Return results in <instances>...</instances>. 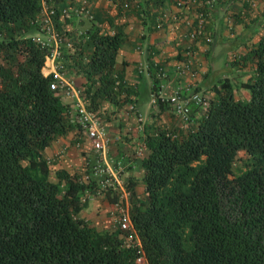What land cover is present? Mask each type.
<instances>
[{
    "label": "trees",
    "instance_id": "obj_1",
    "mask_svg": "<svg viewBox=\"0 0 264 264\" xmlns=\"http://www.w3.org/2000/svg\"><path fill=\"white\" fill-rule=\"evenodd\" d=\"M108 1L116 15L137 17L141 38L183 11L165 12L164 5L172 6L173 0ZM197 1L201 6L195 8L207 18L204 35L196 40L210 37L203 48L208 57L216 26L211 22L213 0ZM80 5L86 4L79 3L76 12ZM52 8L62 38L57 62L82 78L75 89L86 111L109 119L121 107L139 109L140 91L153 97L148 103L152 120L140 134V173L128 176L125 184L129 219L147 263L264 264V17L262 34L237 60H250V76L242 82L224 77L213 85L216 101L208 102L194 127L183 131L155 125L153 107L157 113L167 109L158 95L159 81L173 73L165 69L167 64L147 58L137 71L140 83H128L123 62L115 65L124 40L115 17L93 11L89 17L75 8L62 12L55 1ZM39 10L40 0H0V264H133L135 237L112 222L115 211L107 212L110 225L105 230L80 215L91 196L116 208L120 192L97 184L88 162L71 173L51 172L44 157L55 137L82 126L77 115L69 117L53 73L41 70L50 48L31 34ZM79 15L90 26L65 45V22ZM96 22H105L111 31L102 32ZM136 47L141 51V44ZM177 52L175 58L183 59ZM234 89L247 91V99L234 98ZM77 109L70 111L77 114ZM127 149L126 161L135 163L136 150L132 144ZM239 159L241 167L234 173L232 165ZM117 160L110 158L113 164Z\"/></svg>",
    "mask_w": 264,
    "mask_h": 264
},
{
    "label": "rangeland",
    "instance_id": "obj_2",
    "mask_svg": "<svg viewBox=\"0 0 264 264\" xmlns=\"http://www.w3.org/2000/svg\"><path fill=\"white\" fill-rule=\"evenodd\" d=\"M52 1H56V0H40V10L37 12L39 20H40L39 14H41V10L43 8L45 9L46 7L52 6ZM169 5L171 4L168 3L164 5V10H168V13H171L172 8ZM86 6L87 8H89L90 11H92L89 5ZM210 10L212 15L211 19H213L212 22L213 24H215L216 22V24L218 25V31L215 32V28L212 27V30L214 31L212 34V42L209 45L210 47H209L208 58H206L205 55H203L202 67L206 68V70L205 71L202 70L201 72L197 71L196 75L193 76V78L200 76L201 80L196 81L195 78L191 80L193 83L192 84L189 83L191 85L189 87H186L187 90L184 95H182V93L179 94L177 93L179 92L177 91L178 83L174 85V82H172V85H174L173 87L174 91L172 90L170 94H165V92L160 93V90H158V95L160 94L163 95L162 101L166 102L167 109H165L161 113H157V107H153L154 113L156 114L157 117L155 121V125L171 130L180 129L183 131H186L189 128H193L195 121L204 112V109L202 107L205 108L208 102L216 101V97L212 89L213 85L215 84L217 85L218 82L222 80V78L224 77L230 78L232 82H242L245 81L248 78V76H250V74L252 73V64L249 59H245V61L244 60L237 61V60L239 59V55L245 53L246 49L251 45V43H254L258 39V37L262 34L261 23H262V18L264 17V0H213ZM118 16H121L120 18L123 17V15H118ZM57 18L59 21L60 20L62 21V17L60 15ZM123 18L124 20H121L120 24H123L122 26L126 28L125 32H130L131 34L139 36L138 34L140 32V29H139V20H137V17L135 18V16L132 13H128L126 14V17L124 16ZM80 20L83 21V24H87L86 18L83 17ZM51 21L54 32H57L58 30L56 29V25H54L52 17H51ZM75 21L77 20L75 19ZM32 30L33 31L31 34L35 35V39L37 38L38 41H44L49 35V32L44 30L42 22L41 23L38 22L37 26L34 27V29L32 28ZM66 30H70V29H66ZM248 35L250 36L249 37L250 41H247L245 44H242L241 46L236 44L237 41L241 40L242 38H246ZM135 41L136 44H139V46L141 44V48H142L141 54L143 55L142 62L143 65L145 66L146 64L145 62L147 60L146 47L142 44L143 42H141L138 37ZM237 45L238 47H236ZM59 50H60L59 54H61V49L59 48ZM48 69H50V62L45 61L43 68L41 70L46 74L50 72L47 71ZM142 81L144 82L143 79ZM159 87H163L162 83L160 82H159ZM146 94H147L146 89L140 91L139 97H141L140 103L141 102L142 103L140 104L139 109L142 114H144L146 108L145 107L146 102L148 105V103H150L153 100V97L151 96L148 97V99L145 98ZM193 96H195V98H193ZM233 97L236 99L244 100L247 99L248 93L243 89H234ZM182 102H185L184 106L186 108V111L184 113H176L174 111V108L178 104L181 105ZM72 104H73L72 110H75V108L77 109V107L74 106V103ZM127 110L129 116H133V121L135 117L137 118L139 127H137V123L135 124L133 123V128H135V130L133 131L132 134L129 133L130 137L126 136L123 138L126 140L128 139L130 142L129 144H132V147H134V149L136 150L133 159L137 160L139 159L141 154L140 150L138 149L142 145L140 134H142L143 132L144 125L150 123L152 118L149 115V113H147L146 117H144L143 119L142 117H140L142 116L140 112L132 107H127ZM70 114L71 116L77 115L78 111L77 114L69 112V116ZM103 117L104 116L102 117L99 116V118L95 117L94 119L100 125V127H102L103 139L106 148V144H107L106 137L108 136L109 138L110 127L106 128L105 126H103V124L101 123L102 121H100L102 120ZM138 118H140V120H138ZM104 120L106 121L109 119H104ZM119 133H124V130L122 129V131ZM83 136H85V138L88 140L86 136V131H84ZM83 139L81 140L82 142ZM87 150H90V152L92 153V157L90 158V162L88 163L89 166L88 169L90 170L91 176L92 178L95 179L97 184H100V186L104 185V186L112 187L118 190V192H120L118 186L114 182L113 176H111L112 175L111 173H113L114 177L115 178L117 177V179L119 180V183L121 184V188L124 190V192H128L129 194L130 191L125 187L126 181H128L127 180L128 176L125 173V170L127 169L126 164L120 161H116L113 164V162L110 161V158L107 154V150H106L105 160H103L102 156L92 148L91 149L89 148ZM238 157L240 159L244 158L245 157L244 152L239 151ZM240 159L236 160L232 165L234 173H236L241 167ZM82 165H84L83 161L78 167ZM118 166L121 167V171L116 174L115 170ZM131 173L134 176L136 175L138 176L140 171L138 173V167L136 168L132 167ZM134 191L136 192V195L139 197V195L141 194L140 185L136 184ZM93 199L98 201L99 200L103 201L102 197H95V198H93V196L89 197V201L84 212L88 211V208H90V206L93 203Z\"/></svg>",
    "mask_w": 264,
    "mask_h": 264
},
{
    "label": "crops",
    "instance_id": "obj_3",
    "mask_svg": "<svg viewBox=\"0 0 264 264\" xmlns=\"http://www.w3.org/2000/svg\"><path fill=\"white\" fill-rule=\"evenodd\" d=\"M79 3H84L86 5H89L92 11L95 13L94 15H98L97 14L98 12L102 14L104 13V15L115 17V19L112 20L115 25L117 26L123 25L120 24V21L124 20L123 18L124 16L120 18L121 16L116 15L114 4L108 0H56L55 1L57 7L66 8L67 10H72L73 8H75L74 11L78 7ZM169 6L172 8L171 13H175L174 8L171 5ZM165 12L168 13V10H165ZM197 12L198 10L195 7H191L188 10H183L177 14V18H175L173 22H171L170 19L171 17H170L168 21L163 24L161 30L154 31L152 33L148 32L146 36H144L143 38H141L140 36L144 31H142L140 27H139L140 32L138 34L139 36L131 34L130 32H125L126 28L123 27L122 29L125 34L124 40L120 44L117 54L115 56V65L120 67L121 65L120 63L123 62L124 79L128 83H134L137 85L140 83L141 80V77L137 75V71L139 70L141 65L143 66L142 63L143 55L141 54L142 48L141 51H137V47H136L137 44L135 41L137 37L141 42H143L142 44L146 47L147 58H149L150 60L161 62L163 64H171L172 62L176 61L177 59L175 58V56L178 53L177 51L180 49V52H182L181 51L182 48L189 46L192 49V51L196 52V57L194 58V65L191 66L188 73H186L183 77L175 76L173 73L168 74L164 79L159 81L163 85V87H160L161 93L165 92V94H170L172 90L174 91L173 89L174 85L178 83L177 91L179 92L177 93L178 94L182 93V95H184L187 90L186 87H189L193 83L191 80L195 78V77L193 78V76L196 75L197 71L201 72L202 70L203 71L206 70V68L202 67L204 44L200 39L196 41H191L187 36L190 26L196 24V22L198 21ZM83 17H84L83 15H79L78 18H75L73 16L71 19H69V21L65 22L66 29H70L68 30V35H69L68 38L67 37L64 38L65 45L67 44V42H69L70 38L72 39L80 38L81 36H77V35H80L81 33L84 34L85 33L84 29L90 26L89 22L88 24H83V21L80 20ZM75 19L77 21H75ZM94 25L95 26L98 25L101 28L102 32L111 31V28L105 22L101 24L100 23L97 24L96 22ZM215 31L216 32L218 31L217 24L215 26ZM238 43H240V40L236 42V44ZM205 57L208 58L206 55ZM58 58L59 56L55 57L54 62H57ZM49 61L51 63L52 60L50 59ZM167 68L168 66L166 65L165 69L167 70ZM50 70L51 67L47 71ZM167 71L171 73V70L169 68ZM65 73L69 77L74 88H77L81 84L82 78L79 77L78 73L76 74L74 71H71L70 68L66 69V67H65ZM195 80L196 81L201 80L200 76L196 77ZM172 82H174V85H172ZM160 96L163 95L161 94ZM59 97L60 100L67 106L68 113L72 112L70 111L72 110L73 107L72 103H74V106L78 108L77 100L80 101V99L76 92L72 93L70 96L65 95L63 93H59ZM138 103L140 104V100ZM145 107H146L144 111L145 115L140 112V109H136L137 111L140 112V114L142 115L140 117H142L143 119L144 117H146V114L149 111L148 108L149 106L147 105V102ZM202 108L205 109L204 107ZM112 109L113 108L110 107L109 111H111ZM69 117H72L71 114ZM104 119L105 118L103 117L102 120H100L102 121L101 123L103 124V126H105L106 128L110 127L109 138L108 136L106 137L107 154L111 159L115 160L117 158L118 159L117 161L122 160L126 164V166H128L127 169L125 170L126 175L131 177L133 176V174L131 173V168L137 167L136 164L137 160H134L135 163L132 164L130 163V161H126V156L128 152L127 148L130 142L128 139L126 140L123 137L126 136L130 137L129 133L130 134L133 133V131L135 130V128H133V123L134 124L137 123V127H139L137 118L135 117L133 121V116H129L128 110L124 106L123 108L122 107L120 108L119 112L111 113L109 115V120L105 121ZM138 120H140V118H138ZM122 129L126 134L119 133L122 131ZM83 133H84V129H80V130L74 129L72 131H68L65 134H61L55 137L50 142V144L45 147L44 157L47 159L49 163V168L51 172H54L57 169H63L71 173L73 170L78 168V166L82 163V161L83 164L85 162L88 163L90 162L92 153L90 152V150L87 149L89 148L91 149V147L89 145L88 140L85 138V136H83ZM82 139L83 142L81 141ZM119 156H122V158H120ZM138 173H139V168H138ZM113 204H114L113 202L109 203L105 199H103V201L100 200L98 201L93 199V203L90 206V208H88V211L87 212L82 211L81 216L88 219L89 224L94 226L97 230H105L107 226L110 225V217L108 216V213L111 212L112 214L115 211V207Z\"/></svg>",
    "mask_w": 264,
    "mask_h": 264
},
{
    "label": "built area",
    "instance_id": "obj_4",
    "mask_svg": "<svg viewBox=\"0 0 264 264\" xmlns=\"http://www.w3.org/2000/svg\"><path fill=\"white\" fill-rule=\"evenodd\" d=\"M198 7L201 6V3L198 2L197 0H173L172 7L178 11V10H188L191 7ZM63 12L64 9L60 8ZM84 12L85 14H89L88 16L90 17V10L87 8L86 5H80L78 8V12ZM206 12L203 10H200L197 12V18L198 21L196 24L190 26V29L187 33L188 38L191 41H196L198 36H203L204 32L202 30V25L204 21L206 20ZM53 15V8L52 6L46 7L45 9L43 8L41 10V17L39 22L43 23V28L47 32H49L48 37L44 41H38V39L34 38L36 41H38L40 44L50 48L49 54L45 57V61H49L50 59L52 60L50 63L51 70L50 72L53 73L56 81L58 84L61 86V90L65 95H71L72 93L76 92L77 90L73 87L72 82L70 81L69 77L65 73V66L62 63H56L54 62V58L58 57L59 54V44L62 40V38L54 32L51 17ZM158 27V26H157ZM199 40V39H198ZM204 45H207V43L210 42V37L209 36H204L203 39L201 40ZM182 51V57L183 59L181 60H176L172 62L171 64H167L168 68L173 72L175 76H180L183 77L188 71L190 70L191 66L194 65V58L196 57V52L192 51L189 46L185 47ZM44 61V62H45ZM50 62V61H49ZM171 66V67H169ZM166 72V71H165ZM162 75H164V72H161ZM195 98V96H193ZM78 116H77V122L78 124H81L82 129L86 131V136L88 138L89 144L91 148L95 151H97L105 160L106 158V148L104 144V139H103V132H102V127L96 122L94 117L84 109V105L78 101ZM185 102H182V104H178L175 108L174 111L176 113H184L186 111L185 108ZM140 150V147L138 148ZM116 174L121 171V167L118 166L116 168ZM114 179L115 184L118 186L120 190V202L119 204L116 205L115 208V213L114 217L112 218V222L115 223V225L118 226L119 229L121 230H126L133 234L136 240V254L133 258V264H148L145 256L140 248L139 242L136 238L135 232L132 228L129 215H128V209H129V204L127 201L128 197V192H124V190L121 188V184L119 183V180L117 177L115 178L113 173H111Z\"/></svg>",
    "mask_w": 264,
    "mask_h": 264
}]
</instances>
